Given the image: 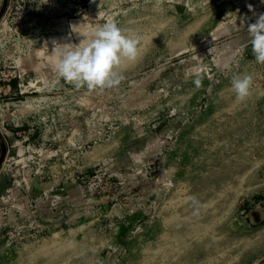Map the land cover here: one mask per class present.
Instances as JSON below:
<instances>
[{"label":"rangeland","instance_id":"1","mask_svg":"<svg viewBox=\"0 0 264 264\" xmlns=\"http://www.w3.org/2000/svg\"><path fill=\"white\" fill-rule=\"evenodd\" d=\"M8 13L0 71L43 43L49 57L3 101L19 126L0 180L19 214L0 211V264H264V63L247 32L264 0H12ZM110 18L140 39L124 79H62L58 44ZM236 75L252 77L244 100Z\"/></svg>","mask_w":264,"mask_h":264},{"label":"clouds","instance_id":"2","mask_svg":"<svg viewBox=\"0 0 264 264\" xmlns=\"http://www.w3.org/2000/svg\"><path fill=\"white\" fill-rule=\"evenodd\" d=\"M236 20L237 16L233 21L237 28ZM244 23L246 18L241 19V27ZM247 32L256 62L264 63V14L255 23L248 24ZM88 37L87 43L79 46L71 43L58 44L59 47L55 48L57 73L77 88L84 85L88 89L118 86L124 76L116 69L122 61L135 62L139 58V37L128 35L114 18L103 24L90 26ZM194 84L199 87L200 79H195ZM251 84L250 75L233 77L232 88L238 99L244 100L249 95ZM190 199L193 205H199L195 197Z\"/></svg>","mask_w":264,"mask_h":264},{"label":"crops","instance_id":"3","mask_svg":"<svg viewBox=\"0 0 264 264\" xmlns=\"http://www.w3.org/2000/svg\"><path fill=\"white\" fill-rule=\"evenodd\" d=\"M11 2L12 0L9 1L7 12L5 13L4 17L0 21V41H2L5 38L6 33H8L10 29L6 19L8 18V14H9L8 12H9V9L11 8ZM43 44L40 48H38L39 49L38 51L31 49V50H28L26 53H22L21 55H18L16 57L15 59L16 71H14V77L10 81L9 88H7L6 86L4 87V84L0 82V133L4 139L8 152H9L10 143L13 141L12 139L15 137V135L18 134V132L16 131V128H17L16 126H19V125L17 121L10 119V117H7L8 119L1 117L2 114H5L6 116V113L9 109L8 103H12V104L14 103L13 101H10L8 103L7 102L5 103L3 101L5 99H11V100L19 99L17 97H14L16 93L22 92L21 91L22 89L20 88L22 86V83L16 82L17 79L19 80L22 77H28V76L32 77L31 79H33L34 76L43 77L46 74L44 63L47 61V58L49 57L48 55L49 52L45 51V47L43 46ZM15 101H18V100H15ZM4 191H6V188H4V185L2 181L0 180V211H3L5 207V209L7 208L6 210L8 211L10 216L16 218L17 215L19 214L18 213L19 211L18 203L16 204L12 203V205L9 204L6 207L7 204H4V203L7 202L8 199H6V194H4ZM2 221H3V218L1 214L0 222Z\"/></svg>","mask_w":264,"mask_h":264},{"label":"water","instance_id":"4","mask_svg":"<svg viewBox=\"0 0 264 264\" xmlns=\"http://www.w3.org/2000/svg\"><path fill=\"white\" fill-rule=\"evenodd\" d=\"M8 2L9 0H3L2 4H1V7H0V19L1 17L3 16V14L5 13L6 9H7V6H8ZM6 152H7V147H6V144L4 142V139L0 133V166L5 158V155H6ZM256 219L258 218L257 216H255Z\"/></svg>","mask_w":264,"mask_h":264},{"label":"built area","instance_id":"5","mask_svg":"<svg viewBox=\"0 0 264 264\" xmlns=\"http://www.w3.org/2000/svg\"><path fill=\"white\" fill-rule=\"evenodd\" d=\"M6 77H7V82H8L6 84V87L9 88L10 87V81H11V78L14 77V73L13 74L11 73L8 75V74H5L2 71H0V80H2V79L5 80Z\"/></svg>","mask_w":264,"mask_h":264}]
</instances>
